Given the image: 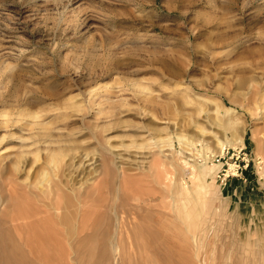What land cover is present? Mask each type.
Here are the masks:
<instances>
[{
  "label": "rangeland",
  "instance_id": "374dc122",
  "mask_svg": "<svg viewBox=\"0 0 264 264\" xmlns=\"http://www.w3.org/2000/svg\"><path fill=\"white\" fill-rule=\"evenodd\" d=\"M263 74L264 0H0V215L24 216L0 264H264ZM235 149L248 179L221 185ZM189 157L214 165L190 231L170 197L191 184ZM53 172L83 203L71 241Z\"/></svg>",
  "mask_w": 264,
  "mask_h": 264
},
{
  "label": "bare ground",
  "instance_id": "6f19581e",
  "mask_svg": "<svg viewBox=\"0 0 264 264\" xmlns=\"http://www.w3.org/2000/svg\"><path fill=\"white\" fill-rule=\"evenodd\" d=\"M262 76V75H261ZM264 76V74H263ZM262 76V79H264V77ZM261 82V81H260ZM263 85V83H262ZM138 89L141 92H145L147 94H151L153 91L146 86H142V85H138ZM263 92V91H262ZM262 96V95H261ZM260 97V96H259ZM264 99V98H263ZM261 100V99H260ZM257 101V100H256ZM262 103V102H260ZM217 104V102H216ZM264 104V102H263ZM260 107V106H259ZM227 111H230L229 109H227ZM234 112V111H232ZM231 113V112H230ZM39 117L38 115H34L33 116V122L35 123L36 120L35 118ZM229 120V118H228ZM230 122V121H229ZM204 130L205 129H201L200 131L203 133L204 135ZM178 140L180 141V143L184 144L187 149H189V154H192L193 156L196 155L194 149H195V142L194 141H190L189 138L185 137V135H178ZM236 140L238 142H240V144H244L243 142V138L242 136L240 137V139L236 138L235 140L230 139L228 137H225L223 139L217 137L216 141H217V147H218V151L223 153L224 152V148L227 146H235L236 145ZM164 140H162L163 142ZM167 142V141H166ZM205 149H206V155L208 156L209 153L213 152V149L206 143L205 144ZM212 149V150H211ZM223 150V151H222ZM52 151H49V156H53V154H51ZM39 151L36 152V157L34 160V163L39 159ZM2 159V158H1ZM0 159V160H1ZM197 159L198 157H189V160H183V163L185 165V167H187V174H189L190 176H186L188 178H190L191 180V184L187 185V181L184 182V185L182 187H176L175 191H173V193H171L170 197L173 200V210L176 214V216L179 218H182V222L183 224H185V226L187 227L188 231H190L191 229L189 228V220L192 217L193 211H191L190 207L191 205L193 206H197L199 204V193L204 192L205 191V183H204V173L209 170L208 168L214 169V165H209V167L207 165H205V163H197ZM191 161V162H190ZM34 163L31 165V168L34 166ZM87 166V165H86ZM233 166V165H231ZM56 167V166H55ZM15 169L18 171L20 169V165H18L17 163L15 164ZM30 171V170H28ZM59 171V168H58ZM184 171V169H183ZM42 172V171H41ZM40 172V173H41ZM185 172V171H184ZM195 172V173H194ZM30 173V172H28ZM44 175L49 172H46L43 170L42 172ZM54 173V172H53ZM52 173V174H53ZM56 173V172H55ZM53 174V176L56 178L55 175ZM50 176V175H49ZM49 176H45L46 178ZM51 177V176H50ZM62 177V176H61ZM169 177V176H167ZM53 178V177H52ZM58 179V180H57ZM38 180V179H37ZM41 180V178H40ZM39 180V181H40ZM45 180V179H44ZM48 180V179H47ZM57 180V182L53 183L54 186H52V184H50V187L47 188V193H51L52 195L50 197H52L51 199L53 200L51 204V208L53 210V217L55 218L56 224H58L59 226H61L62 229L56 230V235L59 237H63V236H68V240L71 241V239L75 236L78 235L79 233L77 232V228L78 226L73 225L74 222L76 221V215L75 213L81 212L82 208H80V206H83L82 204V200L81 198L79 199L76 195V189L74 186H68L66 185L67 183L64 182V180L62 178L59 177V175L57 176V178L55 179ZM54 180V181H55ZM44 182V181H42ZM48 182H52L51 180H48ZM38 183V181H37ZM72 183V182H71ZM49 184V183H48ZM40 186L41 188V192L43 191V188L45 187L44 185L42 186L40 183L37 184ZM42 186V187H41ZM83 186V185H81ZM85 186V185H84ZM83 186V187H84ZM88 186V185H87ZM38 187V186H37ZM39 193V192H38ZM46 193V194H47ZM43 194V193H42ZM82 194V193H81ZM44 195V194H43ZM86 195H89V190H87ZM35 197V196H34ZM38 198H40V196H37ZM46 198V196H45ZM51 201V200H50ZM39 202V201H38ZM15 204V203H14ZM42 204V203H40ZM38 204V205H40ZM47 205V204H46ZM126 205V204H125ZM34 207V206H33ZM123 207H125L123 205ZM49 209V207H47ZM104 209V208H103ZM130 209V208H129ZM132 210V209H131ZM195 210V209H194ZM39 211L41 212V210L39 209ZM134 211V210H133ZM105 212V211H104ZM116 212V211H115ZM44 215V214H43ZM80 215V214H78ZM83 215V212H82ZM129 215V214H128ZM127 215V216H128ZM134 215V214H133ZM196 214H194L193 216H195ZM98 216V215H97ZM131 216V215H130ZM182 216V217H181ZM24 216L21 215L20 213H13L12 215H8V216H4V214L0 215V253H2V255H7V257H9V262H11V259L13 258L12 255H14L15 253H19L21 244L23 241V226L21 222H19L20 220H22ZM79 217V216H78ZM80 218V217H79ZM115 218V222L117 223V225L119 226L118 229L116 231H114V236L116 238H121V228L124 227L125 223L124 222V218L123 215H119L118 213H115L114 215ZM135 218V217H134ZM84 219V218H83ZM110 219V218H109ZM48 220V218H47ZM78 220V219H77ZM30 221V220H29ZM137 221V220H136ZM44 222H46L45 217L39 218L37 220V223L39 224H43ZM109 222V221H108ZM114 222V223H115ZM133 222V221H132ZM80 223V222H78ZM115 223V224H116ZM76 224V223H75ZM82 224V222H81ZM132 224V223H131ZM73 225V226H72ZM78 225V224H77ZM104 224H102L103 226ZM71 226L74 227V232H70ZM114 226V224H113ZM65 229H64V228ZM102 228V227H101ZM112 228V227H111ZM99 229V228H98ZM108 232V228L106 229ZM125 230V229H123ZM122 230V231H123ZM128 231V230H127ZM126 231V232H127ZM100 232V231H99ZM144 232V230L142 231ZM103 233V232H101ZM100 233V234H101ZM128 233V232H127ZM126 233V234H127ZM54 234V233H53ZM99 234V235H100ZM106 234V233H105ZM52 235V234H51ZM84 235V234H82ZM92 234H90L89 236L91 237ZM104 235V233H103ZM54 236V235H52ZM85 236V235H84ZM128 236V235H127ZM131 236V235H130ZM192 236L194 237L195 234L192 233ZM30 237V236H29ZM80 237V236H79ZM83 237V236H82ZM87 237V236H86ZM89 237V238H90ZM110 237V236H109ZM65 238V237H64ZM130 238V237H129ZM83 239V238H82ZM88 239V238H87ZM92 239V238H91ZM154 239V238H153ZM152 239V240H153ZM27 240V239H26ZM30 240V239H29ZM107 240V239H105ZM116 240V239H114ZM113 240V241H114ZM151 240V239H150ZM28 241V240H27ZM108 241V240H107ZM121 241V240H119ZM142 241V240H141ZM115 243V242H114ZM117 243V242H116ZM28 244H30L28 242ZM25 247H27L25 245ZM30 248V246H29ZM104 248V247H103ZM114 248V247H113ZM74 250V249H73ZM112 250V249H111ZM114 250V249H113ZM112 250V251H113ZM198 251V248H197ZM23 252V251H22ZM26 252V250L24 251ZM74 252V251H73ZM91 252V251H90ZM88 254V251L86 252ZM37 254V253H36ZM114 254V252H113ZM20 255V254H19ZM66 255V254H65ZM104 255V254H103ZM115 255V254H114ZM31 256V255H30ZM83 256V255H82ZM72 257V256H71ZM100 257V256H99ZM104 257V256H103ZM31 258V257H30ZM83 258V257H82ZM111 258V257H110ZM112 259V258H111ZM34 260V259H33ZM104 260V259H103ZM115 261V260H114ZM27 263V262H26ZM117 263V262H116ZM10 264V263H9Z\"/></svg>",
  "mask_w": 264,
  "mask_h": 264
},
{
  "label": "built area",
  "instance_id": "2783aa9c",
  "mask_svg": "<svg viewBox=\"0 0 264 264\" xmlns=\"http://www.w3.org/2000/svg\"><path fill=\"white\" fill-rule=\"evenodd\" d=\"M233 155L236 156L237 160L233 166H228V168H222V170L217 171V177L221 181V185L226 186L228 181L233 179L244 180L248 178L246 176L249 166L251 164V158H249L248 153L242 149H235Z\"/></svg>",
  "mask_w": 264,
  "mask_h": 264
}]
</instances>
